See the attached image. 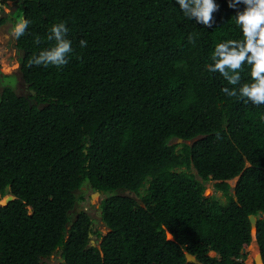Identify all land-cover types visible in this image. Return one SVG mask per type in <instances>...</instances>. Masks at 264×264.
<instances>
[{
    "label": "trees",
    "instance_id": "16d2710c",
    "mask_svg": "<svg viewBox=\"0 0 264 264\" xmlns=\"http://www.w3.org/2000/svg\"><path fill=\"white\" fill-rule=\"evenodd\" d=\"M216 2L212 29L175 0L19 4L15 19L30 21L16 40L29 94L6 86L0 100V201L16 196L0 207V264L57 253L59 264H188L186 251L202 264H245L249 217L264 215V106L227 97L223 77L205 70L216 43L240 38L228 0ZM61 21L70 62L29 67ZM209 181L226 203L205 196ZM86 186L105 193L100 246L92 217L77 213ZM256 241L264 261V218Z\"/></svg>",
    "mask_w": 264,
    "mask_h": 264
},
{
    "label": "clouds",
    "instance_id": "9594fccd",
    "mask_svg": "<svg viewBox=\"0 0 264 264\" xmlns=\"http://www.w3.org/2000/svg\"><path fill=\"white\" fill-rule=\"evenodd\" d=\"M175 2L188 20H195L206 29H212L216 25L215 14L220 11L216 0ZM0 8L5 12L10 11L5 5H0ZM228 8L235 13L233 19L240 38L216 43L210 55L211 62L205 65V70L219 73L223 77L229 86L223 87L221 91L227 97L245 104L251 103L254 107L264 106V0H228ZM29 24L30 21L21 16L11 30V37L19 40L25 35ZM68 32L67 21L54 23L47 35V41L54 43L29 59L28 66H53L57 69L65 67L74 52ZM188 41L195 44L191 35L188 36ZM34 43H41L39 36ZM87 44L85 39L79 41L81 48H86ZM167 235L172 238L170 233Z\"/></svg>",
    "mask_w": 264,
    "mask_h": 264
},
{
    "label": "rangeland",
    "instance_id": "374dc122",
    "mask_svg": "<svg viewBox=\"0 0 264 264\" xmlns=\"http://www.w3.org/2000/svg\"><path fill=\"white\" fill-rule=\"evenodd\" d=\"M21 2L22 0H7L6 2L1 3V5L8 7L10 11L5 12L3 8H1L0 11V16L6 19V22L1 25L0 28H5L4 38L9 36V40L6 44L0 40V100L6 86L13 87L19 95L27 96L29 94V87H27L21 72V52L17 48V41L10 35L16 22L14 13L18 10ZM192 172L196 174L195 169ZM238 179L239 178H235L229 181L233 188L236 186ZM206 187L205 196L207 198H216L223 203L227 202V198L223 195V193L221 191H216L214 181H209L206 184ZM85 191L86 200L82 202L79 207L83 208V210H85L92 217L94 222L93 228L96 233L92 239L95 240L96 246H100L101 237H99L98 233H101L102 236H104L110 232L109 228L102 219V212L100 209L104 197H98L93 203L91 198L94 193L93 189L86 186ZM123 194L137 197L134 193H129L127 191ZM259 251L260 249L258 243L254 238L252 245L247 248V257L245 258L244 263L255 264V259L258 257ZM42 261L44 264H59L62 262V257L60 253H57L50 258H44Z\"/></svg>",
    "mask_w": 264,
    "mask_h": 264
},
{
    "label": "water",
    "instance_id": "95a60500",
    "mask_svg": "<svg viewBox=\"0 0 264 264\" xmlns=\"http://www.w3.org/2000/svg\"><path fill=\"white\" fill-rule=\"evenodd\" d=\"M1 1V0H0ZM24 0H22V2H23ZM21 2V3H22ZM24 18V17H23ZM25 19V18H24ZM20 52H21V58L22 59H25V51L24 50H20ZM27 87H29V84H27ZM31 95H36V91L35 90H32L31 91ZM178 142L179 143H181V142H183V140L182 139H180V140H178ZM86 153H87V151H86ZM84 190H86V187H84L83 188ZM78 192V190H76L75 191V193H77ZM105 195V193L103 192V191H95L93 194H92V202L94 203L95 202V200L98 198V197H102V196H104ZM107 197H112V194H108L107 195ZM16 199V196L14 195V193L11 191L8 195H6L1 201H0V207L1 206H6V205H8L10 202H12V201H14ZM83 211V208H81V207H79L78 209H77V213L79 214V213H81ZM75 215H76V213L74 212L73 214H72V218H74L75 217ZM262 218H264V215L262 214V213H260V215L259 216H257V215H250V217H249V219H250V223H251V227H252V234H253V236H254V238L256 239V237H257V232H258V220L259 219H262ZM73 224H74V221H72L71 223H70V227H72L73 226ZM167 233H170V232H168L167 231ZM171 234V233H170ZM94 235L93 234H91V238L93 237ZM171 236H172V238L170 239L169 237H168V240H173V235L171 234ZM91 246H96V242H95V240L94 239H92L91 240ZM246 252H247V249L246 248H244L243 249V254H246ZM185 255H186V260H187V263L188 264H202L201 262H200V260H198L197 259V257L195 256V255H193V254H191L190 252H187L186 251V253H185ZM255 264H264V261H263V256H262V254H261V252L259 251V254H258V258L256 257V259H255Z\"/></svg>",
    "mask_w": 264,
    "mask_h": 264
},
{
    "label": "bare ground",
    "instance_id": "6f19581e",
    "mask_svg": "<svg viewBox=\"0 0 264 264\" xmlns=\"http://www.w3.org/2000/svg\"><path fill=\"white\" fill-rule=\"evenodd\" d=\"M4 31H5V28H4V27L0 28V40H1V42H3L4 44H6L8 38H7V37L4 38ZM253 249H254V248H253ZM256 253H257V252H256ZM257 258H258V257H257Z\"/></svg>",
    "mask_w": 264,
    "mask_h": 264
},
{
    "label": "flooded vegetation",
    "instance_id": "af4514ba",
    "mask_svg": "<svg viewBox=\"0 0 264 264\" xmlns=\"http://www.w3.org/2000/svg\"><path fill=\"white\" fill-rule=\"evenodd\" d=\"M5 32V31H4ZM7 38H8V40H9V36H7ZM8 40H7V42H8Z\"/></svg>",
    "mask_w": 264,
    "mask_h": 264
}]
</instances>
